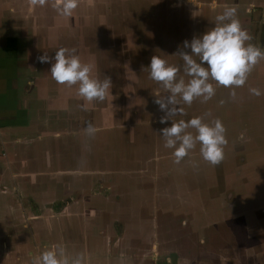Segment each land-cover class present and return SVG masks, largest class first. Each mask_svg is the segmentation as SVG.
I'll return each instance as SVG.
<instances>
[{"label":"rangeland","instance_id":"1","mask_svg":"<svg viewBox=\"0 0 264 264\" xmlns=\"http://www.w3.org/2000/svg\"><path fill=\"white\" fill-rule=\"evenodd\" d=\"M232 1L79 0L71 17L57 13L53 5L59 0L33 2L38 6L35 20L40 21V28L35 25L31 31L39 38L31 47L36 53H30V61L23 64L33 66L41 82L50 84L51 92L39 85L37 77L33 85L42 110L35 117L33 109L35 118L27 136H34L38 130L53 136L50 128L45 130L44 119L52 123L50 127L59 129L64 115L70 131L80 127L85 131L92 124L94 133L85 131L82 141L67 134L43 143L54 147L52 166L67 171L60 175L64 182H71L69 173L74 170L89 168L96 174L104 169L100 181L90 175V188L96 186L95 181L103 185L99 190L89 189L90 195L123 199V205L130 206L128 211L136 212L141 219L158 210L161 221L152 220L155 233L160 238L173 237L183 246L177 264H264V57L252 67L243 85L225 87L212 81L215 94L210 99L196 98L190 105L180 101L183 113L174 119L187 121L201 116L205 122L218 118L223 123L227 143L223 159L215 165L202 158L199 143L178 163L173 150L164 147L159 134L164 126L159 123L163 113L154 100L165 90L144 68L152 55H158L180 67L177 78L183 76L187 81L183 61L175 54L180 50L178 45L182 48L183 40L210 28L227 2V7L236 8L251 43L264 49V7L255 0H241L248 4L240 5ZM33 16L27 13L26 19L34 20ZM60 47L75 49L82 62H90L95 78H111L104 100L85 101L77 94V85L60 84L51 77L50 62H40L37 57L45 53L52 57ZM252 88L259 89L260 95L250 92ZM232 90L235 95L230 94ZM50 94L56 99L46 106ZM82 104L87 108L80 107ZM186 131L195 135L194 129ZM36 150H31L29 158L36 170L45 171L48 154L43 147ZM46 174L38 175L40 186L47 180ZM82 178L86 183L87 173ZM178 181V186L171 187ZM63 187L58 184L52 191L61 195ZM143 190L149 193L145 196ZM176 210L180 211L178 217L174 215ZM152 239L154 244L159 242ZM171 243L160 240L164 254L166 248H173Z\"/></svg>","mask_w":264,"mask_h":264},{"label":"crops","instance_id":"2","mask_svg":"<svg viewBox=\"0 0 264 264\" xmlns=\"http://www.w3.org/2000/svg\"><path fill=\"white\" fill-rule=\"evenodd\" d=\"M255 1L264 7V1ZM33 2L0 0V264H38L39 253L45 247L57 244L63 246L69 258L81 253L83 264H177L175 260L182 257L183 246L177 244L175 238L168 239L164 235L161 238L171 241L173 248H166L165 254L159 248L162 239L153 230L155 224L152 221H161L156 213L158 210L152 211L149 218L141 219L136 212L128 211L130 206L123 205V199L90 195L89 189L103 187L95 181L96 186L90 188V175L100 181L106 172L104 169L96 174H91L89 168L74 170L69 173L72 174L71 182H64L60 175L67 171L60 166H52L50 158L54 147L43 143L54 142V138L67 134L82 141L85 131L81 127L70 131L69 121L64 115L59 129H53L50 127L52 123L44 119L45 130L50 128L49 133L53 136H46L41 130L34 131L37 132L34 136H27L31 132L32 121L40 116L42 110L40 102L36 101L37 89L33 85L36 78L39 85H45L43 89L51 92L50 84H43L45 81L41 82V75L35 74L37 70L23 64L30 61V53H36L31 51V47L39 38L31 31L35 25L40 28V21L35 20L38 6ZM232 2L248 4V1L241 0ZM229 5L227 2L223 7ZM27 13H33L34 20L31 17L26 19ZM20 30L23 31L19 34ZM55 99L51 94L47 96L46 106L52 105ZM39 144L48 154L45 171L36 170L29 158L33 148L37 147L38 152ZM47 146L51 148L47 150ZM43 173H47L44 175L47 180L40 186L41 177L38 175L43 176ZM85 173L86 183L82 178ZM58 184H64L65 191L61 195L56 190L52 191ZM179 184L178 181L171 187ZM148 193L143 190L145 196ZM143 198L140 197L141 200ZM149 199L152 200L151 194ZM179 212L176 210L174 215L178 217ZM152 238L159 242L154 244ZM168 253L170 256H166Z\"/></svg>","mask_w":264,"mask_h":264},{"label":"clouds","instance_id":"3","mask_svg":"<svg viewBox=\"0 0 264 264\" xmlns=\"http://www.w3.org/2000/svg\"><path fill=\"white\" fill-rule=\"evenodd\" d=\"M79 0H59L53 7L59 15L71 17L78 7ZM215 7V4H213ZM252 37L244 29L236 16L235 7H225L215 16V23L199 35L183 40L182 48L177 53L183 63V76L177 78L180 67L168 63L158 55H152L148 65L149 77L161 84L164 95H155V104L163 113L159 129L164 147L172 149L175 162L184 158L197 143L202 158L210 164H218L224 157L223 146L227 143L225 127L220 119L205 122L201 116H193L187 121L174 119L183 113L180 101L190 105L194 99L202 101L215 94L212 81L225 87L241 86L245 83L248 73L261 57L264 49L251 43ZM187 49L188 51H185ZM40 62H50L51 77L60 84L77 85V94L85 101H102L105 99L111 78L105 75L103 80L95 78L93 65L82 62L75 49L60 47L54 56L46 53L39 55ZM254 95H260L257 88L249 89ZM235 95L234 90L230 92ZM179 98V99H178ZM87 108L86 104L80 105ZM186 129H194L195 135ZM89 135L95 128L89 124L85 130ZM38 264H83V255L77 253L71 258L65 255L62 245L45 247L38 256Z\"/></svg>","mask_w":264,"mask_h":264}]
</instances>
